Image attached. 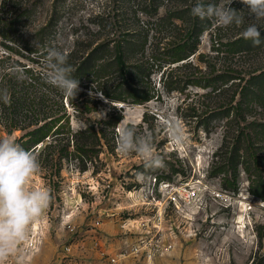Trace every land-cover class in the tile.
<instances>
[{
  "label": "rangeland",
  "instance_id": "1",
  "mask_svg": "<svg viewBox=\"0 0 264 264\" xmlns=\"http://www.w3.org/2000/svg\"><path fill=\"white\" fill-rule=\"evenodd\" d=\"M139 1L40 0L34 22L21 26L11 40L0 38V79L3 71L29 67L46 81L51 47L34 42L32 32L55 9L59 49L71 47L78 35L89 39V31L99 30L98 15L115 21L118 9L126 18L120 16L117 25L139 26L141 18L146 34L145 43L127 56L129 68L137 72L129 92L128 81L124 84L126 100L110 99L102 90L118 88L121 78L115 74L79 78L74 98L45 82L48 94L58 100L49 105L62 118L51 124L57 133L34 150L41 172L31 183L49 188L52 199L32 225L24 264H264V77L260 83L250 81L264 70V42L253 46L242 38L253 20L239 0L232 6L245 23L226 28L193 16L196 0H163L157 16L136 12L143 9ZM171 8L183 16L166 19ZM259 23L261 30L264 21ZM193 25L206 26L194 53L175 62H154L153 52L167 56L170 42L187 39ZM111 32L110 39L116 37ZM136 91L148 99L132 101ZM169 116L183 125L184 143L170 139ZM122 119L134 120L139 132L153 135L164 167L142 172L138 155L117 152L116 128ZM91 125L97 134L91 130L92 149L83 152L75 139H83L80 131ZM30 128L0 126V136L13 135L23 146L20 137ZM96 136L99 143L93 142ZM164 182L189 183L196 193L177 204L161 187Z\"/></svg>",
  "mask_w": 264,
  "mask_h": 264
},
{
  "label": "trees",
  "instance_id": "2",
  "mask_svg": "<svg viewBox=\"0 0 264 264\" xmlns=\"http://www.w3.org/2000/svg\"><path fill=\"white\" fill-rule=\"evenodd\" d=\"M122 1L126 2V0ZM11 2L15 4L14 7H7V4ZM26 2H28V0H0V38L11 40L12 35L18 32L21 26L28 25L36 20L40 0H31L30 3ZM162 3L163 0H140L138 4L142 5L143 9L137 8L135 11L145 10L150 16H157ZM55 7L58 8L57 5H55ZM120 7L123 9V6ZM116 12H118L119 16L114 17L115 21L106 19L105 16L98 15L102 17L100 20L96 21L99 30L96 32L89 31L87 34L90 35L87 40L78 35V37L74 38L71 47L61 50L68 53V63L75 69L73 76L77 79L83 76L89 77L91 75L95 77L108 76L107 78H109L114 74L119 77V79L121 78L118 88H115L112 92L105 89L102 90L110 99L122 101L127 99L125 82L128 81L126 83L129 86V89H127L129 92L137 72L134 73L133 70L129 68L127 56L130 52H134V48L136 49V47L142 46L145 43L144 39H146V37L144 36H146V34H143V31H141V29H145L140 23L141 18L137 19L139 26H129V24H127L122 28V26L117 25V23L121 24L120 16L126 18L125 14L121 12V9H118ZM176 15L183 16L179 9L171 8L168 12L169 17L166 19L171 20V18ZM59 22L60 15L57 9H55L51 12L46 22L37 26L35 25V30H32L35 39L34 42L40 45L50 46L51 48L57 47L56 42L59 35ZM159 23L161 22H156L157 25ZM116 26L122 29H119L118 32ZM204 27L206 26L203 25L201 27L200 25H193L192 28L189 27L187 29L188 33L186 34L188 35L187 39L170 42L171 45L165 52L167 56L162 57L159 53L153 52L151 57L155 59L154 62H175L188 58L198 49V36L203 31ZM73 28L72 34H75L77 32L75 31L76 27L74 26ZM105 29H107V33H103ZM110 32L116 35V37L110 39V37L107 36ZM97 39L100 40L96 41L97 43L94 42V40ZM247 42L253 45L250 40H247ZM263 42L264 28L261 29V43ZM0 43L4 44V41L0 40ZM1 61L3 60L0 57V62ZM140 69L141 71L144 70L141 67ZM263 77L264 70L254 74L250 81H254V84L260 83ZM45 82L42 75L36 74V72L29 67H24L23 72H21L19 68L13 71H3L2 78L0 79V126H4L8 131H12L16 128L32 127L20 137L23 147L32 151L35 150L37 143L44 141L47 136L57 133L56 130L58 127L52 131L51 124L62 118V115H54V105H49V102H58V100L48 94V91H46L48 88L45 87ZM249 91L251 92L250 89ZM5 93L7 102H5ZM145 99H148L146 93L144 94L143 91H136V96L133 97L132 101L142 102ZM91 130L94 131L92 125L80 131V133L85 136L83 139H75L77 149L83 152L92 149L90 145L92 139H90L89 134L93 132ZM94 134H97L96 131H94ZM95 140L99 143L100 137L96 136L93 142H95ZM138 167L142 172L148 173L152 171V168H146L144 166V162ZM260 177H262V175H260Z\"/></svg>",
  "mask_w": 264,
  "mask_h": 264
},
{
  "label": "clouds",
  "instance_id": "3",
  "mask_svg": "<svg viewBox=\"0 0 264 264\" xmlns=\"http://www.w3.org/2000/svg\"><path fill=\"white\" fill-rule=\"evenodd\" d=\"M239 2L247 8L248 15L253 20L243 28L241 36L250 40L254 46L260 45L259 22L264 21V0ZM232 5L233 0H221L218 4H206L204 0H196L191 14L201 20H211L217 27L243 26L245 16ZM74 71L73 66L68 63L66 51L57 47L48 50L45 61L46 83L70 98H74L80 91V82L73 76ZM118 124L117 152L125 156L135 153L146 168L165 166L163 157L156 151L150 132H139L136 122L131 119H122ZM165 127L174 143L185 142L184 127L178 119L169 116ZM40 172L41 163L34 151L25 149L13 135L0 136V264H6L10 258H15L16 264H24L27 253L24 246L32 235V225L49 207L51 190L31 183L33 176Z\"/></svg>",
  "mask_w": 264,
  "mask_h": 264
},
{
  "label": "built area",
  "instance_id": "4",
  "mask_svg": "<svg viewBox=\"0 0 264 264\" xmlns=\"http://www.w3.org/2000/svg\"><path fill=\"white\" fill-rule=\"evenodd\" d=\"M189 183H169V182H164L160 183L162 188L168 189L170 193V198L173 200L175 203L181 202L182 199H187L188 197H192L196 192L195 190H191L189 188ZM113 261H115V258H113ZM150 264H159L155 262H151Z\"/></svg>",
  "mask_w": 264,
  "mask_h": 264
}]
</instances>
